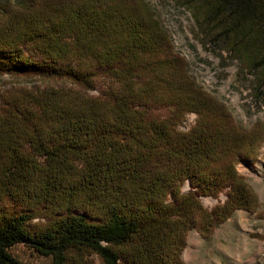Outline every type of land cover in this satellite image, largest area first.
Returning <instances> with one entry per match:
<instances>
[{
    "label": "trees",
    "instance_id": "16d2710c",
    "mask_svg": "<svg viewBox=\"0 0 264 264\" xmlns=\"http://www.w3.org/2000/svg\"><path fill=\"white\" fill-rule=\"evenodd\" d=\"M175 4L264 87V0ZM5 75L48 84L0 98V264H22L18 246L52 264H184L190 231L256 211L237 165L264 132L234 126L188 77L145 0H0Z\"/></svg>",
    "mask_w": 264,
    "mask_h": 264
},
{
    "label": "rangeland",
    "instance_id": "374dc122",
    "mask_svg": "<svg viewBox=\"0 0 264 264\" xmlns=\"http://www.w3.org/2000/svg\"><path fill=\"white\" fill-rule=\"evenodd\" d=\"M145 1L166 31L174 54L185 63L188 77L224 107L234 126L247 132L255 129L264 132V87L257 88L254 78L241 73L239 64L229 59L226 52L203 45L197 39L198 30L191 13L177 7L175 0ZM47 84L38 79L5 75L0 78V98L13 89L42 88ZM97 94L98 90L90 93ZM197 120L195 113L187 114L178 130L189 131ZM237 170L257 198L256 211H236L209 238L190 231L182 253L184 264H264V143L252 160L240 162ZM189 191L188 183L184 184L182 192ZM225 200L223 194L218 199L201 198V203L205 209L212 210ZM11 254L22 264H52L50 258L23 246L13 248Z\"/></svg>",
    "mask_w": 264,
    "mask_h": 264
}]
</instances>
